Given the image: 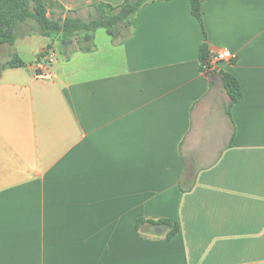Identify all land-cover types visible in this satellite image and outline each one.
<instances>
[{"label":"crops","instance_id":"crops-1","mask_svg":"<svg viewBox=\"0 0 264 264\" xmlns=\"http://www.w3.org/2000/svg\"><path fill=\"white\" fill-rule=\"evenodd\" d=\"M54 1L88 18L124 0ZM201 12L148 1L89 50L26 20L0 45L24 62L0 74V264H264V0ZM203 42L231 58L203 69ZM223 71L242 89L230 113Z\"/></svg>","mask_w":264,"mask_h":264},{"label":"trees","instance_id":"trees-1","mask_svg":"<svg viewBox=\"0 0 264 264\" xmlns=\"http://www.w3.org/2000/svg\"><path fill=\"white\" fill-rule=\"evenodd\" d=\"M151 0H124L119 5L98 2L91 5L93 13L88 18L55 16L54 9L63 10V6L54 0H0V45H12L16 39V26L26 20L36 23L40 34L57 37L61 42L78 39L80 49L92 48L93 33L97 28H105L113 39L118 38L119 27L128 28L132 18L142 5ZM192 13L202 23V0H189ZM81 37V38H80ZM67 46V45H62ZM50 47V46H48ZM43 53L39 55V59ZM205 42L200 46L201 66L210 57ZM23 60L15 53L5 62H0V74L8 67L23 66ZM203 68V67H202ZM222 83L229 95L227 111L242 98V89L237 78L229 72H222ZM143 219H140L142 222ZM166 227V238L171 239L180 232V223L176 219L162 218L150 221Z\"/></svg>","mask_w":264,"mask_h":264},{"label":"built area","instance_id":"built-area-1","mask_svg":"<svg viewBox=\"0 0 264 264\" xmlns=\"http://www.w3.org/2000/svg\"><path fill=\"white\" fill-rule=\"evenodd\" d=\"M42 53L43 61L51 63L56 58L55 49L52 47H46ZM231 56L232 53L227 48L216 50L210 55V57L206 60L202 67L203 69L210 70L214 68L219 62L230 59Z\"/></svg>","mask_w":264,"mask_h":264},{"label":"rangeland","instance_id":"rangeland-1","mask_svg":"<svg viewBox=\"0 0 264 264\" xmlns=\"http://www.w3.org/2000/svg\"><path fill=\"white\" fill-rule=\"evenodd\" d=\"M32 39L33 40H32V42L30 44H27V42L26 43H23V44H19L20 50L22 51L23 56H25L26 58H29V56L31 55V53L33 52V50L37 47L39 41H42L44 38H42L41 36H36V37H34ZM46 39H47V41H50L51 40V38H46ZM59 47H60V45L58 43H55V49H56V51L58 53H59ZM14 54L15 53L14 52L12 53L11 51L10 52H6L5 55H3L2 57H0V62H5L7 60L6 59L7 57H9V56L11 57ZM30 61H34V58L30 59ZM38 63L40 64V66L41 65H44V64L50 66L49 62H46V61H39Z\"/></svg>","mask_w":264,"mask_h":264},{"label":"water","instance_id":"water-1","mask_svg":"<svg viewBox=\"0 0 264 264\" xmlns=\"http://www.w3.org/2000/svg\"><path fill=\"white\" fill-rule=\"evenodd\" d=\"M70 42H71V40H65V41H62V43H70ZM154 229H155V231H157V232H162V231L165 230V227H164L163 225H158V226H156Z\"/></svg>","mask_w":264,"mask_h":264}]
</instances>
